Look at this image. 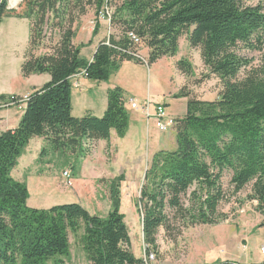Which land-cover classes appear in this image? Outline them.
Masks as SVG:
<instances>
[{"label":"trees","instance_id":"trees-1","mask_svg":"<svg viewBox=\"0 0 264 264\" xmlns=\"http://www.w3.org/2000/svg\"><path fill=\"white\" fill-rule=\"evenodd\" d=\"M251 1L22 0L20 11L9 10V0L0 2V25L4 17L30 24L23 76L51 77L29 96L19 125L0 132V264H46L67 257L70 233L82 230L81 246L90 264L147 263L131 250L121 213L123 176L112 182V209L102 218L76 203L30 208L27 184L12 173L36 138H43L49 147L43 148L42 157L49 149L76 159L91 153V142L109 141L112 131L124 138L130 127L125 91L108 90L103 116L86 112L75 117L72 79L83 75L90 81L108 82L126 62L151 66L175 57L184 36L191 48L200 50L204 66L221 80L223 89L214 101L184 92L176 96L187 99V113L177 119V148L154 155L137 204L146 253H157L161 229L179 237L188 228L218 225L226 218L219 212L226 199L222 186L226 171L233 174L236 193L253 184L252 199L264 218V0L257 5ZM92 10L97 19L94 34L107 10L112 11L110 25L115 33L98 44L90 60L82 56L85 45L74 43V25ZM49 30L60 39L37 56L35 50ZM144 44L148 60L139 54ZM242 50L262 53V67L241 80V71L252 63ZM178 68L186 75L192 73L187 62L180 61ZM9 101V96L0 95V109Z\"/></svg>","mask_w":264,"mask_h":264},{"label":"rangeland","instance_id":"rangeland-1","mask_svg":"<svg viewBox=\"0 0 264 264\" xmlns=\"http://www.w3.org/2000/svg\"><path fill=\"white\" fill-rule=\"evenodd\" d=\"M261 1L252 0L250 4L257 5ZM262 3L264 4V1ZM20 4H17L14 10L20 11ZM96 20L92 10L74 25V43L77 46L85 45L82 56L86 59L92 57L94 45L115 33L109 20L101 16L100 29L94 34ZM59 39L58 34L52 35L49 30L43 45L35 50L36 55L48 52ZM29 43V21L4 17L0 25V93L16 92L26 95L34 89L33 86L43 87L51 81L49 74H43L33 75L35 78L31 82H25L22 66ZM139 54L142 58L149 59V49L145 44L140 47ZM241 54L252 61L248 69L241 71L239 79L242 80L253 70L262 67V53L242 50ZM180 61L191 65V75H186L178 68ZM119 74L132 86L130 98L126 97V102L133 97L140 101L136 100L138 103L145 100L166 103L169 105V112L175 114L174 116L185 113L187 104L180 100H171L170 97L175 99L178 94L184 92L203 101H214L223 89L221 80L211 75L204 66L200 50L191 48L187 36L181 38L175 57H165L151 66L127 64ZM77 78L72 80L73 84H79V88L73 86V115L80 117L84 114L80 112L82 105L78 102L76 92L83 87ZM86 81L96 84V87L100 84L101 89L97 90L103 94L105 82ZM101 98L93 91L92 98L86 101V110H97L102 104ZM106 98L108 102V97ZM10 109L12 112L17 111L14 107ZM126 109L131 115L132 124L124 138L114 136L109 141L87 143L91 147V153L78 159L72 156L63 157L49 149L47 155L42 157L43 148L49 147L46 143L41 145L38 141H33L29 150L26 149L20 158L14 178L27 184V205L30 208L50 209L76 203L92 215L106 218L112 209L111 184L123 176L120 185L121 213L125 216V223L129 228L132 253L136 258L145 260L146 245L142 217L137 204L154 155L162 150L173 151L177 148V131L175 128L172 132L161 133L152 121L146 120V115L141 111L134 110L129 105ZM94 111L92 113L96 116L100 115ZM138 114L141 119L135 125L132 120ZM184 116L174 118L182 119ZM171 133L175 135L176 140L174 136H170ZM232 176V172L226 171L222 179L226 199L220 203L219 212L226 218L218 225H197L188 228L179 237H172L161 229L157 237L158 251H153L155 260H148L145 264H214L225 259L238 264H264V229L261 228L264 218L258 209L257 201L252 199L253 184L236 193ZM82 234L83 230L77 234L70 233L69 255L46 264H90L81 246Z\"/></svg>","mask_w":264,"mask_h":264},{"label":"crops","instance_id":"crops-1","mask_svg":"<svg viewBox=\"0 0 264 264\" xmlns=\"http://www.w3.org/2000/svg\"><path fill=\"white\" fill-rule=\"evenodd\" d=\"M100 40H102V39H100ZM99 43H100V41H99ZM98 43V44H99ZM98 44H96V45H94L93 46V49H92V57L90 58V60L93 58V56H94V53H95V51H96V48H97V46H98ZM131 63H133V62H126V63H124L123 64V66H125V65H127V64H131ZM122 66V67H123ZM122 69V68H121ZM121 69H120V71H121ZM120 71L118 72V73H116V74H114L112 77H111V79L108 81V82H105L106 84H104L105 85V87L103 88L104 89V92H102L103 94L101 95L100 93H99V90H97L98 88H100L101 89V86H100V84H97L98 85V87H96L95 85L96 84H90L89 82H87L86 80H88V79H86L83 75H79L78 76V78H77V80L80 82V84H82L81 85V87H83V88H81V90H79L78 92H76V94H77V98H78V102H80L81 103V110H80V112H83V114L85 113V112H93L92 111V109H90V110H86V101H89L90 100V98H92V94H93V91H95L98 95H100L102 98H101V100H102V104H100L99 106V108L97 109V110H95L94 112H96V113H98V114H100V115H98L99 117H101V116H103L104 115V113L106 112V110H107V107H108V102H107V98H106V96H107V92H108V90L109 89H113V88H116V87H120V88H122L124 91H125V95H126V97L127 98H130V95H131V91H130V89H131V85L129 84V82H127V81H125V80H123V78H121V76H120ZM149 71H150V69H149ZM33 78H35V76H30V77H28V78H26V80H25V82L27 83V82H31V80L33 79ZM84 79V80H83ZM136 80V79H135ZM32 88V87H31ZM33 90H31L28 94H26V95H22L21 93H16V92H11V93H8V94H5V93H0V95H6V96H10V95H17V96H20V97H23V96H30L32 93H34L36 90H38V89H41L42 87H36V86H33ZM88 92H90V93H88ZM132 99H135V98H133L132 97ZM150 99V98H149ZM169 99V98H168ZM170 99L171 100H176V101H183L184 103H186L187 104V99L186 98H179V99H177V98H173V97H170ZM135 100H137V99H135ZM138 102H140L139 100H137ZM146 101V100H145ZM145 101H143V102H145ZM72 102H73V107H74V97H73V94H72ZM142 102V103H143ZM166 107H167V110H168V112H169V105L168 104H164ZM127 106V105H126ZM12 109H10V108H7V109H0V132H5V131H8V130H12V129H15L18 125H19V123H20V121H21V118H22V116H23V112H20V111H18L17 109V111H15V112H12L11 111ZM170 113V112H169ZM186 113H187V110H186V112L185 113H181V114H179V115H177V116H174V115H172L171 113V115L172 116H174V117H178V116H184V115H186ZM82 114V113H81ZM95 114V113H94ZM141 115H142V113H141ZM141 115L140 114H138L137 116H136V118H134L132 121L135 123V125L136 124H138L139 123V121H140V119H141ZM81 116V115H80ZM143 116V115H142ZM144 117V116H143ZM147 120V119H146ZM148 121V120H147ZM131 124H132V122H131V115H130V126H131ZM174 136V139L176 140V138H175V135H176V133H175V135L173 134V133H171L170 134V136ZM116 137L117 138V134H116V132L115 131H112V134H111V138H113V137ZM33 141H38L39 143H41V145L42 144H44L45 143V141H44V139H41V138H36V139H33L32 141H31V143L33 142ZM101 142H103V141H100L99 143H101ZM31 143H30V145H31ZM30 145L28 146V148H27V150H29V148H30ZM17 171V170H16ZM14 172H15V170L13 171V173H12V176L14 177ZM223 261H227L226 259L225 260H223ZM215 264V263H214Z\"/></svg>","mask_w":264,"mask_h":264},{"label":"built area","instance_id":"built-area-1","mask_svg":"<svg viewBox=\"0 0 264 264\" xmlns=\"http://www.w3.org/2000/svg\"><path fill=\"white\" fill-rule=\"evenodd\" d=\"M104 19L111 20L112 17V11L107 10V15L104 17ZM131 37L134 39L136 43H139V40L136 38V36L131 35ZM79 76V75H77ZM75 76L72 80H75L77 78ZM73 84V83H72ZM76 88H79V84L76 82L73 84ZM29 100V96H17V95H11L10 101L8 104H5L1 107L3 108H10L14 107L18 111L23 112L27 106V102ZM129 105L134 110H139L143 114L146 115L147 120L152 121L154 126L161 132V133H169L172 132L173 129L177 127V119L172 117L167 110V107L164 104L161 103H153L151 101H145L143 103H138L135 99H130V101L126 102V105ZM127 105V106H128ZM68 175V174H67ZM146 252V250H145ZM262 253L264 254V248L262 249ZM148 260H155V254L151 253L148 255L145 253V261L148 262Z\"/></svg>","mask_w":264,"mask_h":264},{"label":"bare ground","instance_id":"bare-ground-1","mask_svg":"<svg viewBox=\"0 0 264 264\" xmlns=\"http://www.w3.org/2000/svg\"><path fill=\"white\" fill-rule=\"evenodd\" d=\"M20 0H11V6L16 7Z\"/></svg>","mask_w":264,"mask_h":264},{"label":"water","instance_id":"water-1","mask_svg":"<svg viewBox=\"0 0 264 264\" xmlns=\"http://www.w3.org/2000/svg\"><path fill=\"white\" fill-rule=\"evenodd\" d=\"M22 2V0L19 1V4ZM8 9L9 10H12V9H15V7H12L11 6V0H9V6H8ZM145 178H146V175H145Z\"/></svg>","mask_w":264,"mask_h":264}]
</instances>
